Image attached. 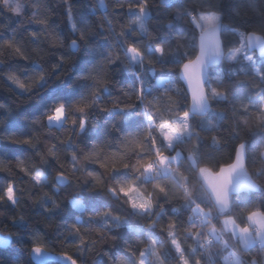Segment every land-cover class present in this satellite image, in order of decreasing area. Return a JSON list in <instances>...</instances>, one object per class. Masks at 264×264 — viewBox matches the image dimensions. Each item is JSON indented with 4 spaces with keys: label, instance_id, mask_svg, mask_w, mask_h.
Returning <instances> with one entry per match:
<instances>
[{
    "label": "snow or ice",
    "instance_id": "obj_1",
    "mask_svg": "<svg viewBox=\"0 0 264 264\" xmlns=\"http://www.w3.org/2000/svg\"><path fill=\"white\" fill-rule=\"evenodd\" d=\"M62 2L66 4L67 19L71 22L74 18L72 4L68 0ZM164 2L168 3V0ZM192 3L196 5L195 11L184 3L168 4V10L163 14V18L167 19L164 31L171 36L158 38L152 35L143 48V55L139 46H126L127 35L124 31L117 33L113 20L105 19L106 23L95 26L86 22L78 27L72 23L71 31L78 38L70 42L69 49L75 50V53L79 52L81 40L87 43L91 37H97L105 41L104 46L97 47L85 74L77 77L86 81V86L71 101L49 103L40 116L31 120L27 116L21 117L23 122L35 125L38 121L42 123L45 115L49 123L71 119L74 134L83 143H74L70 157L65 158H70L75 172L83 175V184L90 188V192L99 193L107 201L102 207H96L93 215L87 219L88 224L100 226V242L104 241V232H112L114 240L122 238V230L128 226L127 217H140L146 221V227L131 229L145 240L128 244L123 258L111 251L105 253L111 264H168L170 259L175 264H215L213 257L222 254L221 250L228 251L237 246H242L239 255L236 251H229L225 257L229 264H264V182H259L264 181V137H261L257 149L261 161L257 166L248 163L251 150L242 135L245 131L253 134L257 130L264 132V27L243 29L238 35L245 43L235 47L238 40H226L222 50L218 35L221 38L224 36L227 25L219 10L221 0H192ZM100 4L104 7V0H100ZM40 7L39 0H36L32 19L42 25L44 31L55 32V27L49 23V16H41ZM132 8L129 4V10ZM136 8V21L140 22L144 34L149 35L143 22L151 11L147 0L138 3ZM13 11L22 14L23 7L17 6ZM185 26L191 28V36ZM196 28H199V34ZM237 29L232 27L229 31L236 33ZM101 31L103 35H100ZM110 33L115 35L110 37ZM31 36L38 38L40 33L33 32ZM173 39L176 40L175 48ZM14 44L12 40L7 47L13 49ZM117 47L123 57L114 55L113 50ZM257 47L261 55L254 59ZM246 48L253 53L241 58L247 64L230 71L226 77L209 75L216 72L223 62L236 61ZM14 52L23 55L21 47H15ZM190 56H195V59H190ZM146 59L153 67L161 61L170 64L167 72L161 69L157 73L169 82V87L163 93L154 95L146 91L147 69L141 72ZM59 60L63 63L65 57L61 56ZM58 67V64L53 65V70ZM37 68L42 69V65L39 64ZM127 72L133 75H125ZM113 73L123 78V84L117 88L123 99L112 96L113 88L120 83L113 81ZM240 74L250 79L241 80ZM2 75L20 91L33 89L26 79L21 82L22 76L15 71L9 70ZM46 75V72L40 71L34 87L43 83ZM184 79L187 81L186 88L180 87ZM213 81L215 86H212ZM226 83L230 86L226 87ZM245 83H251L256 91L246 100L236 98L233 88ZM105 94L110 106L105 101ZM213 102H227L230 106V111L226 108L223 113H216L218 119L215 124L206 118L208 112L214 111ZM0 110L11 115L2 103ZM95 112L106 117L103 121L108 125L106 130H100V116ZM225 123L231 126L232 133L239 139L225 166L210 164L204 152L206 136L201 132L214 133L207 147L220 151L226 143L219 134ZM197 127H200V131L195 130ZM7 139L9 143L35 147L30 136L20 139L9 136ZM68 143H72L71 139ZM183 145L190 147L185 149ZM56 155V151L48 149L51 160ZM233 156L235 159L231 162ZM117 157L119 167L104 162L106 158L115 160ZM81 159L85 161L82 168L77 167ZM95 163L109 173L110 184H106L94 170H89L88 165ZM246 163L253 169L252 177L247 174ZM18 164L23 165L19 158ZM201 165L218 166L219 171L213 173L209 167ZM60 167H64L63 163H60ZM8 170L0 168V171ZM20 171L29 174L25 167H20ZM33 172L31 179L35 185L45 184V172L40 169ZM57 177L67 179L63 172L58 173ZM7 184L0 193V203L7 200L15 205L18 189L13 182ZM257 193L258 200L253 198ZM49 199L53 206L46 211L60 209L54 196H49ZM112 201H116L120 207H114ZM234 214H238L236 218H233ZM221 217H224L222 222ZM213 221L221 223V227L217 228ZM158 226L159 232L166 234L167 248L157 235ZM66 231L68 235L79 237L77 249L80 257L85 250L90 252L95 248V241L85 243L77 223L67 226ZM180 232L184 233L183 239L179 238ZM189 239L193 241L191 246L185 245V240ZM233 239L236 245L232 244ZM138 243H144V248L137 247ZM254 244H259V248L253 249L251 246ZM33 252L40 253V247H35ZM65 260L68 264H82L80 259L69 255Z\"/></svg>",
    "mask_w": 264,
    "mask_h": 264
},
{
    "label": "trees",
    "instance_id": "obj_2",
    "mask_svg": "<svg viewBox=\"0 0 264 264\" xmlns=\"http://www.w3.org/2000/svg\"><path fill=\"white\" fill-rule=\"evenodd\" d=\"M99 1L68 0L72 4L74 14L73 20L69 22L65 2H62V0H39L41 16L47 14L50 25L55 27L56 31L52 32L51 30L44 31L43 26L32 19L33 4L36 0H0V61H2L0 63V103L6 105L11 113L9 116L3 110H0V168L9 169L8 171H0V193L8 186V182H13L18 189V199L15 205L7 200L0 203V234L11 239L8 248H0V264H34L29 257V250L33 246L43 247L53 253L77 257L82 261V264H111L105 253L111 251L114 255L123 258L124 249L128 244L145 240V237L137 236L131 231L132 228L146 227V221L140 217H127L128 226L122 230L123 236L120 239L114 240L112 232H104L103 242H100V226L87 223L88 217L93 215L96 207H102L107 201L99 193L92 194L90 192V188L83 184V175L75 172L70 158H65L70 157L74 143H83L74 134L71 119L62 122L59 126L54 125L53 122L49 123L46 115L42 123L38 121L36 125L21 120L22 116H27L30 120L40 116L43 109L53 101H71L86 86L87 82L77 79V77L85 74V70L95 55L97 47L104 46L105 41L98 40L97 37H91L87 43L81 40L79 52L75 53V51L69 49L70 42L74 38H78L71 31L72 23H75L78 27L84 26L86 22L95 26L97 23H106L105 19L113 20V26L117 33L121 31L126 33V46H139L143 55V48L150 42L152 35H156L158 38L171 36L170 33L164 31L167 19L163 18V14L168 10V4L184 3L191 6L193 11L196 7L192 0H169L168 3L163 4L160 3V0H147L151 11L143 19L145 28L149 33V35H145L140 28V22L136 21V15L138 14L136 5L143 3L144 0H104L103 9L100 7ZM129 4L133 6L132 10H129ZM120 5L123 6L120 7ZM17 6L23 7L22 14L13 11ZM219 10L223 14L225 25H227L224 28V36L221 38L223 46L224 41L234 38L239 41L235 47H239L244 44V40L238 35L239 32L243 29L264 27V0H221ZM232 27L238 28L236 33L229 31ZM185 28L191 36V28L188 26H185ZM97 31H100V29H97ZM199 31L196 28L197 34ZM33 32L40 33V36L38 38L32 37L31 33ZM103 34L101 31L100 35ZM109 35L111 37L115 33ZM12 40L16 44L13 45V49H10L7 44L11 43ZM140 41L142 43L137 44ZM61 43L63 46H61ZM172 44L175 48V39L172 40ZM15 47H21L23 55H17L14 52ZM189 47H191V44H189ZM113 51L114 55L123 57V53L118 47ZM249 54L253 53L245 49L244 53L239 54L236 61H225L218 68L216 65L212 66L217 68V71L209 73V75L218 74L226 77L230 71H236L247 64V61H241V58ZM61 56L65 57L63 63L59 60ZM24 57H27V59ZM193 57L190 56L189 58L192 59ZM256 57L255 54L254 59ZM39 64L42 65V69L37 68ZM57 64L59 67L54 71L53 65ZM169 67L170 64L164 61L155 64L153 67L146 59L143 68H141V72L147 69L146 91L156 95L163 93L165 88L169 87L168 80L157 75L161 69L167 72ZM24 69H27V71H24ZM9 70L19 73L22 76L21 82L26 79L33 86V89L25 92L13 86L2 75ZM40 71L46 72V79L43 83L34 87L36 77ZM125 75L132 76L133 73L127 72ZM112 79L114 82H120L113 88L112 96H121L117 88L120 84H123V78L119 74L113 73ZM240 79L249 80L250 78L240 74ZM212 86H215V81H213ZM225 86L229 87L230 84L226 83ZM180 87H184L183 84ZM254 91L256 89H253L251 83L239 84L233 88L235 97L245 100ZM104 98L110 106L106 94ZM121 99H123L122 96ZM226 108L230 111L227 102L219 104L213 102L212 109L214 111L208 112L206 118L215 124L218 119L216 113H223ZM95 115L100 116V130H106L108 125L103 122L106 117L98 112H95ZM195 130L200 131V127ZM219 134L226 141L222 150L216 151L207 147L211 144V137L214 135V133H209L206 136L204 152L208 163L223 166L228 162L229 155L239 137L232 133L231 126L227 123H225ZM92 135H95V133ZM242 135L246 138L251 150L248 160L249 165L258 166L261 161L257 155V149L260 146L261 137H264V132L257 130L253 134L245 131ZM9 136H14L16 139L29 138L30 136L35 147L9 143L7 139ZM70 139L72 143H68ZM183 147L187 149L190 145H183ZM49 148L57 153L52 160L48 156ZM184 154H187L186 150ZM18 158L23 161V165L18 164ZM233 159L234 156L232 161ZM45 161L48 162L45 163ZM104 162L109 166L113 164L116 167L120 166L118 157L115 160L106 158ZM60 163H63V168L60 167ZM84 163L85 161L81 159L77 167L82 168ZM249 165L246 163V168L252 177L253 169ZM201 166H207L214 172L219 169L218 166ZM20 167H25L29 174L25 175L24 172L20 171ZM88 168L94 170L106 184L111 183L108 179L109 173L101 168L99 163L89 164ZM36 169L45 172L43 177L45 184L42 186L35 185L31 179V176L34 175L33 171ZM60 172H63L68 180V183L63 187L58 186L55 182V176ZM163 183L171 184L170 181H164ZM100 186L97 185V187ZM149 190L151 189L149 188ZM49 196H54L56 202L61 206L60 209L55 211L45 210L53 206ZM74 198L81 202V210L72 205L71 201ZM253 198L258 200L259 194L257 193ZM112 204L116 208L120 207L116 201H112ZM237 215L234 214L233 218H236ZM223 219L224 217H221V222ZM73 223H77V226L80 227V235L84 238L85 243L89 241L96 242L95 248H92L90 252L85 250L82 257H80L77 249L79 237L68 235L66 231L67 226H71ZM213 223L216 222L213 221ZM163 226L166 227V223ZM159 227L157 228V235L160 236L164 247L167 248L166 234H161ZM216 227L220 228L221 223H216ZM178 235L179 238L183 239V232ZM192 244V240H185V245L191 246ZM232 244L236 245L235 239H233ZM136 246L143 249L144 243H138ZM240 247L242 246L230 248L228 251L221 250L222 254L213 257L215 264H226L225 257L228 256V252L233 250L239 255ZM251 247L258 249L259 245L254 244ZM160 250L157 249V251ZM47 264L56 263L50 262ZM168 264H175V261L170 259Z\"/></svg>",
    "mask_w": 264,
    "mask_h": 264
},
{
    "label": "water",
    "instance_id": "obj_3",
    "mask_svg": "<svg viewBox=\"0 0 264 264\" xmlns=\"http://www.w3.org/2000/svg\"><path fill=\"white\" fill-rule=\"evenodd\" d=\"M160 3L163 4L165 2H164V0H160ZM245 35H248V33H246ZM257 35H260V34L257 33ZM262 38H264V37H262ZM218 39L220 41V47L223 50V48H224L223 42H222L221 37H219V35H218ZM244 43H245V41H244ZM246 50L248 52H252V51H250L247 48H246ZM72 51H75V50H72ZM196 54L197 55L199 54L198 41H197V51H196ZM255 54H256V56H260L261 55L259 47H257L255 49ZM192 59L194 60L195 59V56ZM212 66H214V65H212ZM182 84H183V86L185 88L187 87V81H186V79H184V82ZM190 103H191V92L189 91V104ZM234 159H235V157H234ZM234 159H233L232 162H234ZM223 166H225V165H223ZM218 171H219V169L216 172H218ZM212 172L215 173L214 171H212ZM247 174H248L249 177H251V175L248 172H247ZM55 182H56V184L58 186L63 187V186H65L68 183V180L67 179H64V178H58L57 175H56L55 176ZM10 244H11V239L9 237H7V236H4V235L0 234V248H2V249L8 248L10 246ZM35 247H40V246H33L29 250L30 260L34 264H47V263H50V262H53V263H56V264H68V261L65 260V257L67 256L66 254L53 253V252H50L49 250H47V249H45L43 247H40V249H41V252L40 253H35V252H33V249Z\"/></svg>",
    "mask_w": 264,
    "mask_h": 264
},
{
    "label": "rangeland",
    "instance_id": "obj_4",
    "mask_svg": "<svg viewBox=\"0 0 264 264\" xmlns=\"http://www.w3.org/2000/svg\"><path fill=\"white\" fill-rule=\"evenodd\" d=\"M148 3V2H147ZM99 5H100V7H101V4H100V1H99ZM102 9L104 8V7H101ZM199 29V28H198ZM241 53H244V51L243 52H241ZM54 123V125H56V126H59L62 122H53ZM202 133V135L203 136H208V134L209 133H203V132H201ZM173 155H175V154H173ZM72 205L76 208V209H78V210H81L82 209V204H81V202L78 200V199H76V198H74V199H72ZM225 263L226 264H229V261H227L226 259H225Z\"/></svg>",
    "mask_w": 264,
    "mask_h": 264
},
{
    "label": "built area",
    "instance_id": "obj_5",
    "mask_svg": "<svg viewBox=\"0 0 264 264\" xmlns=\"http://www.w3.org/2000/svg\"><path fill=\"white\" fill-rule=\"evenodd\" d=\"M259 245V244H258ZM230 251H233V250H230Z\"/></svg>",
    "mask_w": 264,
    "mask_h": 264
},
{
    "label": "crops",
    "instance_id": "obj_6",
    "mask_svg": "<svg viewBox=\"0 0 264 264\" xmlns=\"http://www.w3.org/2000/svg\"><path fill=\"white\" fill-rule=\"evenodd\" d=\"M223 221V220H222Z\"/></svg>",
    "mask_w": 264,
    "mask_h": 264
}]
</instances>
